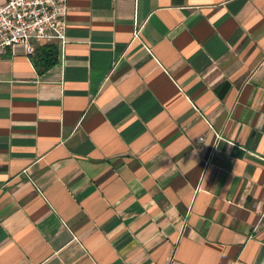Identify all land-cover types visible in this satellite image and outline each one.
Segmentation results:
<instances>
[{
  "label": "crops",
  "instance_id": "0c3cea01",
  "mask_svg": "<svg viewBox=\"0 0 264 264\" xmlns=\"http://www.w3.org/2000/svg\"><path fill=\"white\" fill-rule=\"evenodd\" d=\"M68 6L0 54V264H264V0Z\"/></svg>",
  "mask_w": 264,
  "mask_h": 264
},
{
  "label": "built area",
  "instance_id": "2783aa9c",
  "mask_svg": "<svg viewBox=\"0 0 264 264\" xmlns=\"http://www.w3.org/2000/svg\"><path fill=\"white\" fill-rule=\"evenodd\" d=\"M68 0H6L0 4V54L23 45L29 56L36 46L68 41ZM136 33V32H135Z\"/></svg>",
  "mask_w": 264,
  "mask_h": 264
},
{
  "label": "trees",
  "instance_id": "16d2710c",
  "mask_svg": "<svg viewBox=\"0 0 264 264\" xmlns=\"http://www.w3.org/2000/svg\"><path fill=\"white\" fill-rule=\"evenodd\" d=\"M57 54L58 45L55 42H48L37 45L35 52L29 57L38 70L43 72L56 63Z\"/></svg>",
  "mask_w": 264,
  "mask_h": 264
}]
</instances>
